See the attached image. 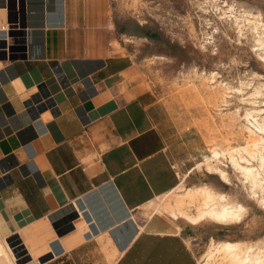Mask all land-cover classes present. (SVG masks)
<instances>
[{
    "label": "crops",
    "instance_id": "obj_1",
    "mask_svg": "<svg viewBox=\"0 0 264 264\" xmlns=\"http://www.w3.org/2000/svg\"><path fill=\"white\" fill-rule=\"evenodd\" d=\"M110 4L0 0V240L20 264H198L189 228L145 207L197 171L203 136L141 88Z\"/></svg>",
    "mask_w": 264,
    "mask_h": 264
},
{
    "label": "rangeland",
    "instance_id": "obj_2",
    "mask_svg": "<svg viewBox=\"0 0 264 264\" xmlns=\"http://www.w3.org/2000/svg\"><path fill=\"white\" fill-rule=\"evenodd\" d=\"M110 3L111 17L119 31L114 47L119 50L121 45L126 46L138 67L137 81L141 88L153 98L176 96L183 101L191 110L207 148L208 159H203L197 171L181 179L171 194L145 207L146 214L160 213L189 228L188 244L198 264H243L239 260L244 256L248 261L259 257L264 262L261 194H250L229 159L243 156L254 167L258 164L257 158L250 159L242 152L255 149L253 144L257 141L247 130L254 131L248 123L252 118L247 117V122L246 114L262 127L256 129V136L264 139V46L256 42L258 37L244 18L239 21L240 28L232 18L242 16L245 11L250 13L251 22L252 15H260L263 22L264 0H110ZM228 7L233 11L227 14L230 17L222 15V10ZM258 31L264 35V28ZM218 84L224 98L219 94L216 102H211L205 94ZM212 150L218 153L216 165L226 172V182L206 168V164L215 165ZM202 188L225 195L233 205H241L244 208L241 221L220 225L204 220L193 226L179 217V211L194 212L189 199ZM223 243H232L235 256L218 248ZM0 244L6 264H20L16 252L5 241L0 240Z\"/></svg>",
    "mask_w": 264,
    "mask_h": 264
},
{
    "label": "bare ground",
    "instance_id": "obj_3",
    "mask_svg": "<svg viewBox=\"0 0 264 264\" xmlns=\"http://www.w3.org/2000/svg\"><path fill=\"white\" fill-rule=\"evenodd\" d=\"M231 9L232 8L228 7L226 10H222V15L226 16L227 14H231L233 12ZM219 10H221V9H219ZM241 13H242V16L232 17L234 20V24L237 25L238 28H240L239 21H240V19L244 18L243 20L251 25L250 29L252 30V32H254V35L258 37L256 39V42L259 43V46H261V45L264 46V41H263L264 38L262 37L264 35H262L258 31L260 28L261 29L264 28V23H263L264 21L263 22L261 21L262 18L260 19V15L259 16L258 15H256V16L252 15L253 22H251V20H249V18H248V16L250 17V15H249L250 13L248 14V12L246 13L245 11H243ZM227 17H230V15H227ZM254 23H256L257 25H255ZM260 24L263 25V28L257 27ZM261 31H263V30H261ZM259 46H257V47H259ZM212 79H213V77H212ZM221 89H222L221 84H218L214 89L211 88L210 91L207 92V94H205V95L209 99V101L216 102V100L219 97V94L221 95V99L224 98L223 94L220 93ZM245 117H246L247 122L249 120V119H247V117L252 118L251 121H249L248 123L254 129V131H252L249 128H247V130L251 135L257 137V141L253 144L255 149H253V150L245 149L244 151L242 150V152L244 154H246L250 159L255 160L257 158L258 164L256 165V167H254V165H252L249 162V160L244 158L243 156H238L237 159H234L232 156H229V159H230V162L232 163L234 169L239 173L244 184H246L247 189L250 191V194L253 196H255L256 192L261 194V196L259 197L260 198L259 201L264 206V146H263L264 139L262 137L256 136V129L262 130V127L260 125H258V122L256 121V119H254L250 114H246ZM245 130H246V127H245ZM259 143L262 144L260 147L257 146V145H259ZM211 155H212V157L216 158L214 161L215 165L206 164V168L209 171H214V172L218 173L220 175L221 179L226 182V180H227L226 172L222 168H220L216 165L219 163V160H217L218 153L215 150H212ZM206 159H208V158H206ZM214 192L209 190V188L208 189L202 188L199 190V194H196V192H195V194L193 193L194 195L189 199V204L194 209V212L189 213L186 211H179L178 212L179 217L185 219L190 225H193V226L198 225L200 222H202L204 220L205 221L206 220H208V221L212 220L213 222H216V224L218 223L220 225L238 224L241 221V217L243 215L244 208L238 204L233 205L230 201H228L226 199L225 195L216 194ZM181 206H182V204H181ZM173 217H174V214H173ZM218 248L222 252H224V254L227 253L231 256H235L233 253L234 248H233L232 243L231 244L230 243H223V245L219 246ZM256 255L254 257H256ZM239 261H241V263H243V264H263L264 263L263 261H261V259L259 257H257L255 261H248V258L246 256H244V258L240 259ZM0 264H6V257H5L3 246L1 244H0Z\"/></svg>",
    "mask_w": 264,
    "mask_h": 264
},
{
    "label": "water",
    "instance_id": "obj_4",
    "mask_svg": "<svg viewBox=\"0 0 264 264\" xmlns=\"http://www.w3.org/2000/svg\"><path fill=\"white\" fill-rule=\"evenodd\" d=\"M13 34V33H12Z\"/></svg>",
    "mask_w": 264,
    "mask_h": 264
}]
</instances>
